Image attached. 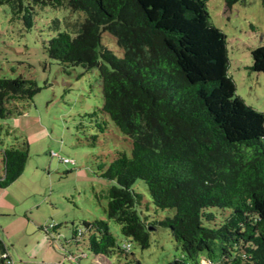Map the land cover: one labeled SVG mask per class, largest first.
I'll return each mask as SVG.
<instances>
[{"label":"trees","instance_id":"16d2710c","mask_svg":"<svg viewBox=\"0 0 264 264\" xmlns=\"http://www.w3.org/2000/svg\"><path fill=\"white\" fill-rule=\"evenodd\" d=\"M208 1L0 0V6L26 31L40 11L66 10L48 27L54 36L43 50L65 72L98 71L103 106L88 115L90 123L103 134L111 121L131 142L130 155L118 151L99 166L100 177L115 183L104 194L106 219L120 226L130 247L148 249L150 228L161 227L181 254L170 264H264V114L236 94L227 36L211 23ZM241 1L225 0L226 7ZM103 35L120 57L103 46ZM250 55L249 70L264 73V45ZM40 90L22 76L0 78V120L21 116ZM91 139L95 145L97 136ZM1 153L5 189L22 174L28 144ZM137 180L165 217L139 212ZM107 221L82 222V234L76 230L71 241L86 243L109 264L131 248L117 242ZM58 227L40 229L54 240ZM0 264H11L1 239Z\"/></svg>","mask_w":264,"mask_h":264},{"label":"rangeland","instance_id":"374dc122","mask_svg":"<svg viewBox=\"0 0 264 264\" xmlns=\"http://www.w3.org/2000/svg\"><path fill=\"white\" fill-rule=\"evenodd\" d=\"M207 9L211 23L227 36L229 74L235 82L237 96L264 114V73L249 70L251 50L264 45L261 0H242L231 8L226 7L225 0H209ZM66 15V10L40 11L33 28L26 31L21 22L11 21L7 7L0 6V78L22 76L41 88L32 101L25 104L21 116L0 120V176L3 175L1 152L23 141L28 144V159L22 174L7 188L0 189V239L15 263V255L23 253L24 246L32 243L26 228L28 234H43L39 227L58 225L52 237L61 235L57 242L60 245L64 244V238L71 240L76 230L83 231L82 222L107 221L104 194L115 183L100 177L99 166L110 163L118 151L127 155L131 152L130 140L111 121L103 134L90 123L88 115L103 106L98 71L73 67L65 72L60 63L44 53V41L54 36L48 27L54 19L62 21ZM68 22L73 29V17L69 16ZM102 44L121 56L109 36H102ZM92 136H97L95 145ZM64 159L69 163H64ZM133 190L143 196L139 212L145 217L166 216L155 211L143 181L137 180ZM99 196L102 197L99 199ZM107 222L117 242L121 246L127 244L120 226ZM149 233L148 249L141 250L132 243L127 257H111L107 260L109 264L132 261L170 264L181 257L169 230L158 227ZM71 243L73 245L63 248L59 254L84 253L80 264H106L87 249L86 243L81 242L78 247Z\"/></svg>","mask_w":264,"mask_h":264},{"label":"crops","instance_id":"0c3cea01","mask_svg":"<svg viewBox=\"0 0 264 264\" xmlns=\"http://www.w3.org/2000/svg\"><path fill=\"white\" fill-rule=\"evenodd\" d=\"M26 218V217H25ZM39 227L38 229L42 231ZM27 236L32 238V243L30 246H24V252L15 255L16 263L13 261L9 251L8 255L10 257L11 264H80L82 258L85 257L84 253L79 254V252H72L75 254L74 260L72 261L71 258H68L64 254H59L62 252L63 248L70 247L73 245L71 240H67L64 238V244H57L52 240L47 234L45 233H30L28 234L27 228L25 229ZM61 236V235H60ZM73 238V237H72ZM67 240V242H65ZM76 245V244H75ZM81 245V243H80ZM80 245H76L77 247ZM66 246V247H65ZM15 254V253H14ZM66 254V253H65Z\"/></svg>","mask_w":264,"mask_h":264},{"label":"built area","instance_id":"2783aa9c","mask_svg":"<svg viewBox=\"0 0 264 264\" xmlns=\"http://www.w3.org/2000/svg\"><path fill=\"white\" fill-rule=\"evenodd\" d=\"M63 162L64 163H69V161L67 160V159H64L63 160ZM54 225L53 224H51L50 226H49V228H52ZM77 234H78V236H80L81 234H82V231H78L77 232ZM125 248L127 249V250H129L131 247H130V245L129 244H127L126 246H125ZM75 256V255H74ZM74 256H72V257H68V258H71V260L73 261L75 258H74Z\"/></svg>","mask_w":264,"mask_h":264},{"label":"water","instance_id":"95a60500","mask_svg":"<svg viewBox=\"0 0 264 264\" xmlns=\"http://www.w3.org/2000/svg\"><path fill=\"white\" fill-rule=\"evenodd\" d=\"M150 230H152V229H150ZM56 236H57V238L54 239V242H55V243L59 242V238H60V235H59V234H57ZM65 242H67V240H65ZM65 255H66L67 257H72V256H74L75 254H72V253H66Z\"/></svg>","mask_w":264,"mask_h":264}]
</instances>
